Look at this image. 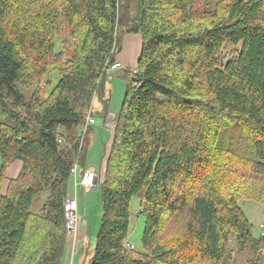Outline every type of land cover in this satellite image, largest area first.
I'll list each match as a JSON object with an SVG mask.
<instances>
[{"label": "trees", "instance_id": "16d2710c", "mask_svg": "<svg viewBox=\"0 0 264 264\" xmlns=\"http://www.w3.org/2000/svg\"><path fill=\"white\" fill-rule=\"evenodd\" d=\"M128 3L0 0V264H61L72 168L123 27L142 44L98 174L91 264H227L232 240L261 264L240 202L264 205V0H137L134 23ZM226 45L237 55L219 67ZM134 198L141 251L126 246Z\"/></svg>", "mask_w": 264, "mask_h": 264}, {"label": "rangeland", "instance_id": "374dc122", "mask_svg": "<svg viewBox=\"0 0 264 264\" xmlns=\"http://www.w3.org/2000/svg\"><path fill=\"white\" fill-rule=\"evenodd\" d=\"M219 2L223 3V1ZM226 2V0H225ZM137 0H129V12L124 18L125 21L131 20L133 23L137 19ZM213 7V6H212ZM125 13V12H124ZM128 27H123L119 32L118 50L123 48L125 37L130 35L127 33ZM237 47L226 45L220 54L219 67H223L227 60L237 55ZM126 68V67H125ZM132 70L135 67H131ZM125 69H118L116 71H109L107 76L102 81L100 89L94 94V98L89 111L95 118L96 123L89 126L85 133L84 154L80 161L79 168L87 167L90 160H96V170L99 174L104 162V157L109 149L112 131L116 126V116L120 113L126 90L127 79L124 77ZM52 83L56 84L58 76L53 75ZM51 90V89H50ZM32 91L27 92L28 96ZM113 114L114 116H110ZM105 118L107 126L105 124ZM1 165V157H0ZM19 166L14 165L9 176H15L18 172ZM80 169L77 175V181L80 180L83 171ZM14 173V174H13ZM69 194L76 196L78 218L81 223H85L84 236L85 241H81L77 252L74 255V264H91L94 256V247L96 242V234L101 222L102 214V194L101 189L97 186L93 190H85L82 186L75 187V179L70 185ZM45 197L38 198L34 201L32 211L40 212ZM242 207L249 223L251 232V241H257L262 238L264 232V205L256 201H241ZM131 223L129 230L128 242L132 244L136 250H142V235L145 225V220L140 213V202L134 198L130 205ZM262 254V253H261ZM227 264H255L258 255L250 246L242 250L239 248L235 240H232L228 245ZM261 264H264V256Z\"/></svg>", "mask_w": 264, "mask_h": 264}, {"label": "built area", "instance_id": "2783aa9c", "mask_svg": "<svg viewBox=\"0 0 264 264\" xmlns=\"http://www.w3.org/2000/svg\"><path fill=\"white\" fill-rule=\"evenodd\" d=\"M125 68L121 63L116 62L114 63L111 67L110 70L111 71H116L118 69H123ZM95 118L93 117L92 113L89 111L86 117V126H85V132L87 130V128L93 124H95ZM80 171L79 168V164H76L73 168H72V174L73 177L75 179V187L77 186H82L84 189L86 190H91L93 188H95L97 186V182H98V173L96 168L94 167H89L87 169H85L83 171V174L80 178L79 181H77V175ZM65 206H66V228H67V237L68 240L71 243H74V241L76 240V236L78 233V212H77V199L76 196H72L69 194V196L66 199L65 202ZM264 234V232H263ZM127 247L134 249L135 247L130 244L129 242L126 244ZM70 264H74L73 260H71Z\"/></svg>", "mask_w": 264, "mask_h": 264}, {"label": "crops", "instance_id": "0c3cea01", "mask_svg": "<svg viewBox=\"0 0 264 264\" xmlns=\"http://www.w3.org/2000/svg\"><path fill=\"white\" fill-rule=\"evenodd\" d=\"M141 44H142V38L140 34L127 35L123 43V48H121L120 52L116 56V61L121 63L124 67H130V68L135 67L136 68L137 61H138L140 51H141ZM110 116H114V115L111 114ZM105 124L107 126L106 118H105ZM89 167L96 168V160L91 159L87 167L85 166V167H82V169L81 168L80 169L83 171ZM85 227H86L85 223H81V221L79 220L78 221V233L76 236V240L74 241V243H71L68 240L67 251H66V254L61 264H70L71 260H74V255L77 252L80 242L85 241V236H84Z\"/></svg>", "mask_w": 264, "mask_h": 264}, {"label": "water", "instance_id": "95a60500", "mask_svg": "<svg viewBox=\"0 0 264 264\" xmlns=\"http://www.w3.org/2000/svg\"><path fill=\"white\" fill-rule=\"evenodd\" d=\"M96 187H97V186H96ZM96 187H95V188H96Z\"/></svg>", "mask_w": 264, "mask_h": 264}]
</instances>
